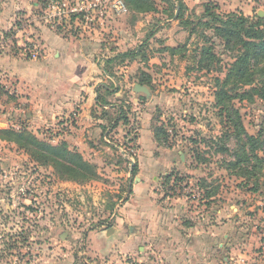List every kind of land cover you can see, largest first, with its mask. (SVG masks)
Returning a JSON list of instances; mask_svg holds the SVG:
<instances>
[{"label":"rangeland","instance_id":"obj_1","mask_svg":"<svg viewBox=\"0 0 264 264\" xmlns=\"http://www.w3.org/2000/svg\"><path fill=\"white\" fill-rule=\"evenodd\" d=\"M42 1L0 0V54H15L32 64L46 57L54 59L58 49L48 52L46 46L56 41L47 34H57L75 46L72 54L76 58L98 66L89 68V76H97L101 67L106 68L111 79L106 76L102 82L113 92L119 91L118 96L111 97L112 104L122 106L119 102L126 100L139 131H134L138 133L135 152L131 153L126 142L135 134L130 129L111 135L108 150L103 141L106 125L95 133L96 139L87 127L82 135L94 141L84 149L83 158L96 166L98 175L86 181L70 180L51 165L33 160L15 143L0 139V264H165L149 254L151 249L137 252L146 258L142 263L134 255L115 253L94 259L84 251L90 233L116 228V219L131 197L129 186L137 174L145 173L151 157L158 153L161 159L167 156V161L171 152L177 156V166L185 164L194 174L182 177L176 189L179 196L174 198L183 199L179 202L186 206L180 229L186 236L182 254L192 256L189 264H264V53L253 61L255 83H240L232 91L234 85L223 86V81L239 49H232L235 42L227 48L216 34L217 25L202 19L209 6L222 16L235 14L257 22L258 16L264 17V0H187L180 21L170 0H141L144 6L124 0L127 13L119 12L108 0H60L66 6L65 16L49 11ZM73 14L78 18L72 22ZM12 30L18 35L12 36ZM172 48H177L174 53ZM204 48L212 49L209 57L203 55ZM125 52L139 54L114 59L115 54ZM4 66L25 69L16 60H8ZM4 71L0 70L7 76L0 78V130H28L38 140L53 145L59 135L74 134L71 128L80 121V107L73 111L74 117L54 126H29L25 104L13 90L17 77H9ZM92 83L96 81L87 85ZM135 84H141L152 96L135 94ZM254 87L263 96L245 93ZM221 89L228 96L223 106H218L215 94ZM145 109L154 116V131H166L159 137L158 151L152 150L147 158L138 145V117ZM97 112V117L106 120V111ZM247 137L256 138V142ZM221 146L232 155L217 153ZM125 150L126 156L122 153ZM198 156L204 160H197ZM241 160L243 165L234 168L232 162ZM247 171L258 174V181L241 178L239 174ZM166 172L169 174V170L158 174ZM170 172L178 175L176 169ZM161 178L164 184L165 177ZM203 178L219 187L212 201L204 200L198 187ZM156 189L163 194L160 186ZM148 195L144 189L137 203ZM120 229L124 235L130 233L124 225Z\"/></svg>","mask_w":264,"mask_h":264},{"label":"crops","instance_id":"obj_2","mask_svg":"<svg viewBox=\"0 0 264 264\" xmlns=\"http://www.w3.org/2000/svg\"><path fill=\"white\" fill-rule=\"evenodd\" d=\"M182 1L186 5L187 0ZM176 12L178 15L179 9ZM12 21L10 19V24ZM17 35L16 32L15 36ZM47 35L50 40L54 38L56 41V43L48 42V46H46L48 47V52L51 49H58L54 54V59L46 57L39 61V63L32 64L31 62H24L15 54H0V70H5V74L9 73L11 75L9 77H17L19 81L14 80V85L16 84V86H13V90L20 94V99L25 104L24 117L28 119L29 126H31L30 123L54 126L64 118L67 119L69 116L74 117L75 114H73V111L75 108L80 107L81 113L78 118L80 121L76 126L71 128L74 134L68 135L66 133L65 135H59L54 145L61 142L67 143L70 150L77 151L84 156V149L89 147L91 145L90 143L94 140L92 138L87 139L85 134L82 135V133L88 129L87 127H91L89 128L91 131L90 134H92V131L95 134L101 132L106 125V133L103 141L106 143V149L109 150L111 135L117 136L119 131L125 128L129 129L132 127L134 130L137 129H135L134 122L131 119L132 109L125 106L127 104L126 100L123 103L119 102V105L122 106L112 104L111 97L118 96L119 91L113 92L110 87L102 82L103 77L106 78L107 76L111 79V76L107 74L106 68L101 67L99 75L97 74V76H89V68L97 69V65H88L84 58H76L72 54L75 46L72 47L71 44H66L57 34ZM51 36L54 37L52 38ZM8 60L18 61V64H21L25 68L24 71L4 66V63ZM27 68L28 70L26 71ZM1 77L7 76L0 73ZM88 81H96V83L87 85ZM136 85L141 84H135L133 86V92L135 94L141 93L147 98L152 96L149 90V95L144 92H136ZM132 101H136V104H138V100L133 99ZM146 109L138 117L141 123L138 145L139 151L142 152L144 158H147L152 150L158 151L156 147H160L153 126L154 116L152 113H147ZM111 110L112 112H108ZM97 111H106L108 113L106 120L97 117L100 115ZM66 125L65 123H61L63 127H66ZM137 131L139 130L137 129ZM94 136V139H96L97 134ZM98 141L101 143L100 140ZM126 152V150L122 151L124 156H126ZM154 155L156 156L151 157L145 173L137 174V177L134 179V184H130L129 192H131V197L129 201L127 200L124 203L123 211L116 219V228L102 231L101 233L96 232L93 235L90 233L91 236L88 237V245L84 251L85 255H89L92 258L95 257L94 259H100L104 256L106 258V255L115 253L138 256L136 255L138 251L142 254L143 251L146 252V249H151L149 254L155 255L157 259L161 262L163 261L165 264L192 263V256L182 254V244L186 236L184 231L180 229L182 227L180 218L185 213L186 206L183 201L181 203L179 202L183 200L180 197V199H174L179 196V194L177 196L178 190L174 192L176 195L172 192L166 195V187L162 183L161 176H164L166 180L172 174L170 170L175 171V169L181 178L184 175L194 174H190L191 171L185 164L182 167L177 166V156L176 154H172V152L171 158L169 160L167 159V161L165 160L167 156L161 159L160 157L162 155L160 157L158 153ZM180 156L184 160V155L180 154ZM166 170H169V174H167L168 172L166 174H158L160 171ZM173 175L175 174L173 173ZM156 186H160L163 189V194L160 190L156 189ZM144 189H147L149 195L138 204L137 199L139 197L142 198ZM121 225H124V228L128 227L130 233L124 235V232L120 229ZM178 227L180 230L177 229ZM117 239L123 240L121 243H118L116 241ZM145 243H151L152 246L146 248L144 246ZM146 254L148 255V253ZM140 256L137 257V260L142 263L146 258ZM112 257L114 256L112 255Z\"/></svg>","mask_w":264,"mask_h":264},{"label":"trees","instance_id":"obj_3","mask_svg":"<svg viewBox=\"0 0 264 264\" xmlns=\"http://www.w3.org/2000/svg\"><path fill=\"white\" fill-rule=\"evenodd\" d=\"M131 4L134 5H143L141 0H127ZM45 3L44 1H42ZM176 2V4H174ZM172 5H175V10L179 9V14L176 20L180 21L184 18V12L187 10L186 5L182 0H170ZM217 6H214V8ZM216 9V8H215ZM78 18L77 15L72 17V22ZM202 19H211L216 26V34L220 36L225 42L227 48L230 49V45L232 43V49H239L237 52V58L235 59L232 67L228 70L226 74V78L223 81V86H231L234 85L232 89H238V84L244 83V85H251L255 83L254 81V73L252 72V67H254L253 61L258 55L264 53V17L261 18L258 16L257 22H252L248 17L237 16L235 14H230L228 16H222L209 6L205 8V14ZM209 30V29H208ZM13 31V30H12ZM11 31V35L15 36L16 31ZM193 34V31H191ZM205 38V37H204ZM187 47V45H184ZM239 47V48H238ZM177 48H172L170 51L174 53ZM186 49V48H184ZM212 49L207 48L203 49V55L210 56ZM172 53V55H174ZM139 52H125L117 54L116 58H126L130 56H138ZM207 60V58H206ZM205 58L200 60V63L203 64ZM218 84H221V80H217ZM144 85V83L142 84ZM246 94H254L257 93L260 96H263V93L260 92L256 87L252 88L250 91H245ZM238 95V94H237ZM245 95V94H244ZM227 92L225 90L218 91L215 94L217 99V105L220 106L224 104L227 100ZM248 96H250L248 94ZM229 97L228 99H230ZM130 133L134 132V128H129ZM238 129L243 131L242 124L238 125ZM166 133L165 129L163 130L156 129L155 136L157 141L159 142V137ZM136 134V133H135ZM137 136V134H136ZM251 142H256V138L247 137ZM0 139L4 141H9L15 143L19 148L25 150L33 160L36 162L48 166L51 165L59 174H63V176L68 177L70 180H93L97 177V168L94 164L86 161L83 156L77 151L70 150L67 143L61 142L57 145H53L48 142H43L35 138L28 130L15 131L11 129H3L0 130ZM194 144H199L197 140H192ZM203 142V140H202ZM204 143V142H203ZM217 153L232 155L229 154L231 151L226 147H219V150H216ZM236 156V154H235ZM203 161L204 159L200 156L197 157V160ZM201 163V162H200ZM241 162H232L234 168L241 167L243 164ZM241 178L252 179L253 181H258V174H250V172H246V174H239ZM173 177V178H172ZM172 179V182H170ZM182 182V178L178 175H169L166 178L164 186L166 187V195L169 192L175 194V190L180 188L179 185ZM198 187L201 191H203L204 196L203 199L208 201H212L214 197L218 195V186H213L208 182L207 178H203L199 180ZM258 187V186H257ZM255 191V190H253ZM172 194V195H173ZM169 197V196H168Z\"/></svg>","mask_w":264,"mask_h":264},{"label":"built area","instance_id":"obj_4","mask_svg":"<svg viewBox=\"0 0 264 264\" xmlns=\"http://www.w3.org/2000/svg\"><path fill=\"white\" fill-rule=\"evenodd\" d=\"M44 6L46 9H48L51 12H55L58 16L64 14V16L66 15V10H65V4H60L62 1H57V0H43ZM108 1H113V3L115 4V7L118 9L119 12L121 13H125L127 12V7L124 3V0H108ZM106 2V0H105ZM73 11V12H72ZM75 10H71L72 13H74ZM77 14H73V16H75ZM72 16V17H73ZM136 131V130H134ZM136 132H133V134H135ZM136 141V134L135 136H133L132 134L129 135L128 139H127V144L129 145L128 147V151L133 153L135 152V146H134V142Z\"/></svg>","mask_w":264,"mask_h":264},{"label":"water","instance_id":"obj_5","mask_svg":"<svg viewBox=\"0 0 264 264\" xmlns=\"http://www.w3.org/2000/svg\"><path fill=\"white\" fill-rule=\"evenodd\" d=\"M135 91L136 92H144L145 94L149 95V91L141 85H136Z\"/></svg>","mask_w":264,"mask_h":264}]
</instances>
